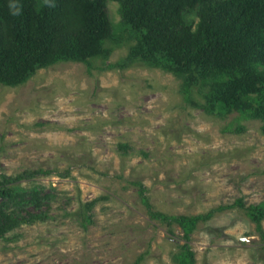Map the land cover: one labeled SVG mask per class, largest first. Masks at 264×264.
Returning a JSON list of instances; mask_svg holds the SVG:
<instances>
[{
    "label": "rangeland",
    "instance_id": "374dc122",
    "mask_svg": "<svg viewBox=\"0 0 264 264\" xmlns=\"http://www.w3.org/2000/svg\"><path fill=\"white\" fill-rule=\"evenodd\" d=\"M107 7L118 38L107 41V57L0 83V178L42 169L19 182L54 195L42 208L48 216L0 237V264H134L141 255L140 264H176L183 232L153 217L144 196L167 214L213 211L192 233L195 264H264L256 223L234 204L264 203V120L193 105L185 80L166 67L123 66L135 38L120 2ZM209 89L196 82L191 98L204 102ZM93 200L83 225L78 210Z\"/></svg>",
    "mask_w": 264,
    "mask_h": 264
},
{
    "label": "trees",
    "instance_id": "16d2710c",
    "mask_svg": "<svg viewBox=\"0 0 264 264\" xmlns=\"http://www.w3.org/2000/svg\"><path fill=\"white\" fill-rule=\"evenodd\" d=\"M109 0H0V83L15 86L26 81L38 68L60 61L91 63L107 57L117 40L108 12ZM123 23L135 42L123 66L142 61L163 66L185 80V98L209 113L223 115L238 111L264 120V0H118ZM208 2L211 5H208ZM200 9L201 22L193 30L188 13ZM119 65V64H118ZM210 86L205 101L191 98L192 84ZM243 126H239L241 130ZM121 147L127 144L121 143ZM42 169L0 178V237L22 222L48 216L54 195L19 182ZM142 188V193L144 192ZM151 215L175 224L186 240L173 254L176 264H195L190 244L199 221L205 214H167L152 209ZM94 200L79 208L77 216L86 225ZM41 208L31 212L26 206ZM242 206L264 240V203ZM231 205H220L218 209ZM216 210V209H215ZM142 255L134 264H140Z\"/></svg>",
    "mask_w": 264,
    "mask_h": 264
}]
</instances>
